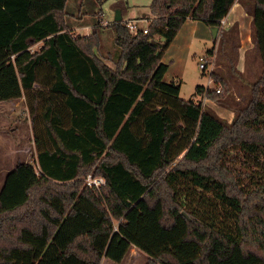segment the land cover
<instances>
[{"label": "trees", "instance_id": "1", "mask_svg": "<svg viewBox=\"0 0 264 264\" xmlns=\"http://www.w3.org/2000/svg\"><path fill=\"white\" fill-rule=\"evenodd\" d=\"M67 1L0 0V103L26 98L37 147L0 190V264L121 263L132 247L146 264H264V0H152L148 32L114 19L106 52L100 22L70 30ZM236 3L252 16L254 81L237 67L239 23H223ZM188 19L219 30L216 87L196 95L231 121L164 78Z\"/></svg>", "mask_w": 264, "mask_h": 264}, {"label": "rangeland", "instance_id": "2", "mask_svg": "<svg viewBox=\"0 0 264 264\" xmlns=\"http://www.w3.org/2000/svg\"><path fill=\"white\" fill-rule=\"evenodd\" d=\"M68 1L66 18L69 28L72 26L76 28V26L79 25L81 27L78 29L76 28V31L79 33H87L88 31H91L92 28L88 29L86 26L94 25L98 12L104 14L106 21L112 22V19L115 18L117 11L119 10L118 6L124 9L125 14H127L125 17H142L133 21L137 26L145 27L146 25H149L152 19L150 12L152 0ZM240 7L242 11L239 12L237 21L240 24L239 49L242 50L243 44L241 40H246L245 36L247 28H249L251 37V24H248L247 26V20L252 16L246 7H243L242 5ZM80 11H82V13L79 14ZM205 26L207 25L205 24ZM103 28L107 29L106 31H103V42L104 46L107 48L105 49V52L106 50L112 49V47L115 50L113 42L114 33L110 25H106ZM208 28L211 30L210 37L208 39L202 37L201 34L188 36L187 39L192 41L190 51H188V53H182V49L175 46L174 48L180 52V55L178 56V54L175 53V55L170 58L168 51H165L163 54V62L168 63L169 69L167 74L172 77V80L179 78L182 80V87L180 91L181 98L186 100L191 98L197 101L202 100L214 112L230 121L234 117L233 111L218 104L217 102L196 95L197 85H204L205 87L210 88L216 87L214 80L212 79L210 81L211 76L209 70L200 68V62H203L204 59H208L210 56L208 51L213 48L216 50L217 46L214 29L209 26ZM241 55L242 57L238 59L237 67L240 71H242V73H244L245 78L248 77L250 81H254L261 73V69L258 68V65L256 69H253L254 67L251 64L247 65L242 52ZM110 63L112 64L111 61ZM248 68L250 71L253 70V72L250 74L248 72L246 73V71H249ZM232 89L234 97L240 101H243L244 97H246L249 92L247 86L243 84L242 79H240ZM29 111L30 109L26 98L22 99L19 103H0V190L4 183L7 171L12 169L18 161L27 160L36 164L35 155L33 154L35 150L32 139V136L35 135V130L31 124ZM146 262L147 255L132 247L126 258L121 263H115L108 258H104L102 264H146Z\"/></svg>", "mask_w": 264, "mask_h": 264}, {"label": "crops", "instance_id": "3", "mask_svg": "<svg viewBox=\"0 0 264 264\" xmlns=\"http://www.w3.org/2000/svg\"><path fill=\"white\" fill-rule=\"evenodd\" d=\"M68 2L69 1H67L66 11H67V7H68ZM240 6L241 5L238 4V3H236L233 6V8L230 10L229 14L226 16V18L223 21L224 25H227L228 26L229 24H231L233 22H238L237 21L238 20V17L237 16L239 15V12L242 11ZM118 8H119V10L117 11V14L116 15H120V17H121L120 19H122L123 21H127L128 22L130 20L133 21V20H137V19L142 18V17H130V16L129 17H125V15H127V14H125L124 9L122 7H120V6H118ZM80 13H82V11H80L79 14ZM97 14H96L97 16H96V20H95L94 24L97 23V22L106 21L103 13L98 12ZM114 19H116V16H115ZM114 19H112V22H113ZM147 19H148V17H147ZM149 19H151V18H149ZM251 22H252V17L248 18V20H247V26H248V24H251ZM80 27L81 26H79V25L76 26L77 29L80 28ZM92 27H93L92 25L86 26V28H88V29H91ZM70 28H71V30H73L74 33H77V34L89 35L91 33V31H88L87 33H79L78 31H76V28L74 26H72ZM212 29L215 30L216 28H212ZM106 30L107 29H104V31H106ZM210 31L211 30H209L208 26H205V24H203V22L198 21V20H194V19H188L185 22V24L182 26V28L178 31V33H177L175 39L173 40V42L166 49V51H168L169 57L172 58L173 55H175V53L178 54V56L180 55L179 54L180 52H178L174 48L175 46L180 47L182 49V53H188V51H190V47L192 45V41L190 39H187L188 36H196L198 34H201L202 37L208 39L210 37ZM240 32H241V30H240ZM245 37H246V40H241V42L243 44V49L242 50L239 49L240 50V52H239V59L242 57V55H241V52H242L243 53V56H244V59H245V62H246L247 65H250L251 64L254 67L253 69H256L257 68V65H258L259 66L258 68L261 69V60L257 56V54L251 53V54H249V56H247V53L249 51H252V49L254 48V42L252 40V37H250L249 28H247V30H246V36ZM113 39H114V37H113ZM42 44H43V42H39V43H36L35 45H33L32 48H31L32 51L39 50L41 48ZM162 61H163V57H162ZM107 63L109 65H112L113 64V63L111 64L109 60L107 61ZM166 64H168V63H166ZM168 69H169V65H168ZM248 70H249V68H248ZM247 72L250 74L251 72H253V70L246 71V73ZM167 73H166V75H165L164 78H165L166 81H171L172 80V77L169 76ZM22 99H25V97H23V98H21L19 100H16L18 102H16V101H6V102H2V103H8V102H10V103H19V102L22 101ZM34 137H35V135L32 136L33 144H34V150H35L33 152V154L35 155V161H36V164H37V147H36V143H35V138ZM21 161L29 162L27 160H21Z\"/></svg>", "mask_w": 264, "mask_h": 264}, {"label": "built area", "instance_id": "4", "mask_svg": "<svg viewBox=\"0 0 264 264\" xmlns=\"http://www.w3.org/2000/svg\"><path fill=\"white\" fill-rule=\"evenodd\" d=\"M133 21L132 20L128 21V26L132 32H136L137 25ZM100 23L103 26L111 24V22H108V21H102ZM147 32H148V25L144 27V33H147ZM214 67H215V55H210L208 59H204L203 62H200V68L204 70L208 69L210 72V76H211V73ZM211 80L212 78L210 79V81ZM217 91L220 92L221 89L218 88ZM85 182H86V185L89 187L99 188L106 183V179L103 176H100V175L97 176L92 173V174H88L87 177H85Z\"/></svg>", "mask_w": 264, "mask_h": 264}, {"label": "water", "instance_id": "5", "mask_svg": "<svg viewBox=\"0 0 264 264\" xmlns=\"http://www.w3.org/2000/svg\"><path fill=\"white\" fill-rule=\"evenodd\" d=\"M120 15H116V20H120ZM214 34H215V36H218V34H219V30L218 29H215L214 30Z\"/></svg>", "mask_w": 264, "mask_h": 264}]
</instances>
